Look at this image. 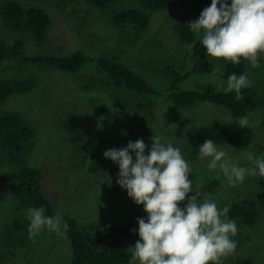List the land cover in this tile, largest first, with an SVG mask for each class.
<instances>
[{"label": "rangeland", "instance_id": "1", "mask_svg": "<svg viewBox=\"0 0 264 264\" xmlns=\"http://www.w3.org/2000/svg\"><path fill=\"white\" fill-rule=\"evenodd\" d=\"M11 1L30 8H43L53 20L48 43L39 46L34 40H25L26 54L46 58L81 52L88 60L75 74L41 64L21 67L11 62L3 68L2 75L26 81L33 89L28 95H15L0 106L1 117L18 116L31 132L21 143V149L13 150L10 155L5 150L0 151V173L19 174L28 169L40 171L42 191L53 211L72 218L90 238L106 228L121 229L130 216L147 218L143 206L137 205L127 190L118 185V164L103 155L108 149L127 147L129 141L143 139L148 146L146 155L151 149L150 137L155 134L162 138V143L171 142L174 147H179L193 170L189 179L201 185L202 196H205L206 186L215 182L219 184L206 197L213 199L220 208L250 200L260 192L264 177H246L242 184L232 187L219 169L209 170L211 158L199 156L202 143L197 142L194 134L215 123L232 124L235 121L233 113L210 103L181 109L169 99L173 73L183 75L189 72L200 58L207 55V49L198 41L200 34H196V40L189 44L177 32L180 26H187L199 18L194 7L186 4L148 10L149 26L139 31L132 25L117 24L114 17L122 12L142 9V0H121L105 8L82 1L0 0V10ZM2 23L3 20L0 21V40L2 36L9 40L24 37L25 34L20 32L13 35L3 32ZM114 57H119L127 67L142 76L154 92L139 95L125 86L114 84L108 73H100L98 61ZM208 61L220 71L226 70L222 59L208 57ZM247 75L253 84L249 89L256 91L263 101V105L248 116L250 123L259 122L258 126L251 128L254 138L242 149L228 141L216 142L233 163L242 167L253 166L247 159L248 153L264 157V68L259 74L250 70ZM215 79L227 80L220 74L215 78L212 75H192L183 80L175 92H215L212 85ZM116 101L124 107H119ZM138 106H154L156 120L148 118ZM71 116L77 117L69 119ZM77 130L81 135L76 133ZM196 154V160L189 157ZM94 155L100 159L96 160ZM132 155L135 159V154ZM92 168L101 171H87ZM30 196L28 179L8 185L0 183V258L5 259L4 264H69L72 251L67 235L58 236L45 230L35 242L28 238ZM186 202L187 198L179 206L183 208ZM257 212L259 216L254 226H244L238 218L227 215L238 226V234L234 237L238 247L224 264L247 257H251L255 264H264V207L258 205ZM17 223L19 226L15 229ZM17 238L26 240L18 248L15 246ZM139 239L137 233L125 238L126 249L134 247Z\"/></svg>", "mask_w": 264, "mask_h": 264}, {"label": "clouds", "instance_id": "2", "mask_svg": "<svg viewBox=\"0 0 264 264\" xmlns=\"http://www.w3.org/2000/svg\"><path fill=\"white\" fill-rule=\"evenodd\" d=\"M200 34L198 41L207 49V56L239 66L241 58L253 69L264 58V0H211L199 18L187 25ZM194 62V61H193ZM219 72L213 66L212 77ZM215 92L235 93L243 99L242 89L253 86L246 74L232 73L227 80L215 79ZM109 107V106H108ZM241 128L258 126L247 116L236 119ZM150 152L143 139L129 141L127 147L106 150L103 155L119 166L117 183L127 190L137 205H142L147 219L138 217L140 239L130 253L129 264H224L235 254L238 234L235 221L228 219L230 205L223 208L206 196L201 185L189 179L192 168L179 147L162 143L156 134L150 137ZM132 153L135 154V159ZM199 156L211 158L209 170L219 169L232 187L242 184L246 177H264V157L247 154L252 167L233 163L227 153L213 140L200 145ZM195 193L189 196L190 193ZM187 202L183 208L179 205ZM44 207L27 210L28 238L35 242L45 230L66 236L69 225L60 212L46 215Z\"/></svg>", "mask_w": 264, "mask_h": 264}, {"label": "trees", "instance_id": "3", "mask_svg": "<svg viewBox=\"0 0 264 264\" xmlns=\"http://www.w3.org/2000/svg\"><path fill=\"white\" fill-rule=\"evenodd\" d=\"M68 2L82 1L91 6L105 8L121 0H65ZM190 4L195 8L196 14L199 17L205 7L211 5V0H142V9H134L115 15L114 20L119 25H132L139 31L145 30L149 26L150 17L147 14L148 10H164L172 5H186ZM2 23V31L5 33H22L25 34L23 38L17 40H9L2 36L0 40V106L9 101L15 95H28L31 93L33 87L29 86L26 81L7 78L2 75L4 67L13 63L14 66H25L41 64L44 66L58 69L64 73H78L87 62V57L81 52H75L66 57H41L26 54L25 40H34L39 46L48 43L49 32L53 26V20L49 13L43 8L26 7L22 3L8 2L4 9L0 10V21ZM178 34L187 43H193L196 40V33H194L188 26H180L177 30ZM1 34V32H0ZM99 72L109 74L114 84L125 86L132 92L139 95H148L154 92V89L148 82L133 69L127 67L119 57L111 59H100ZM226 70L221 76L227 79V75L236 73L246 74L253 70L256 74L262 72L264 68V58L260 60V67L253 69L248 61L241 58L239 66H233L231 62H225ZM21 66V67H22ZM213 66L208 61V57L203 56L198 60L195 67L185 74L173 73V81L171 85L172 93L169 99L173 101L179 108H191L199 104L210 103L213 105L221 106L229 109L235 121L228 125L223 126L218 123L199 129L194 138L198 143H204L205 140L228 141L237 149H242L250 145L254 138V133L251 128H241L236 119L241 116H249L251 112L263 105L258 93L252 89H242L243 99L237 100L235 93H217V92H199V91H186L175 92L177 86L183 81L190 78L192 75H212ZM219 75V72H217ZM119 107H124L120 101H116ZM148 118L156 120L157 114L154 106H138ZM71 116L69 119L76 118ZM71 124V122H68ZM71 127V126H69ZM74 127V126H73ZM76 129V128H75ZM29 128L25 125L24 121L18 116H0V151H6V154H11L14 150L16 152L21 149V143L30 135ZM79 135L80 132L77 130ZM77 138L79 136L77 135ZM192 160H196L198 154L189 156ZM96 160L100 157L94 155ZM88 172H100L98 168H92ZM28 179L29 190L31 192L32 207H44L46 215H55L49 200L46 198L42 191V173L35 169H28L22 173L4 174L0 173L1 184H11L16 181ZM218 183H212L204 188V194L212 193L215 191ZM262 189L252 199L244 200L238 204L230 207L228 216L238 218L237 220L244 224V226H254L258 220L257 207L261 205L264 207V181L261 184ZM258 204V205H257ZM64 221L69 225L66 235L71 242V255L69 264H129L130 253L126 250L125 238L132 237L137 232L131 231L135 228L138 230L139 225L137 222L138 217L147 219L140 215H134L127 218L121 229L106 228L98 232L96 237L90 238L77 227V223L69 216L62 215ZM19 224L15 229H17ZM132 227V228H131ZM130 228V229H129ZM28 230V228H27ZM121 237V238H120ZM124 239H123V238ZM122 240V242L119 240ZM238 238V237H237ZM15 246L21 247L25 243V239L17 238ZM119 241V242H118ZM240 243V242H239ZM4 258H0V264H4ZM212 264V262H210ZM231 264H255L251 257L238 258Z\"/></svg>", "mask_w": 264, "mask_h": 264}, {"label": "bare ground", "instance_id": "4", "mask_svg": "<svg viewBox=\"0 0 264 264\" xmlns=\"http://www.w3.org/2000/svg\"><path fill=\"white\" fill-rule=\"evenodd\" d=\"M94 55H95V54H94ZM94 59H95V58H94ZM102 173H104V172H102ZM99 174H101V173H99ZM102 179H103V177H102ZM99 181H100V180H99ZM108 181H109V180H108ZM104 182H107V181H104ZM107 190H108V189H107ZM108 191H109V190H108ZM108 191H107V192H108ZM107 192H106V193H107ZM107 194H108V193H107ZM109 194H110V193H109ZM114 194H115V193H114ZM107 196H108V195H107ZM111 197H112V196H111ZM115 198H116V197H115ZM115 198H114V199H115ZM109 199H110V198H109ZM110 200H112V199H110ZM109 209H111V208L109 207ZM111 210H112V209H111ZM117 212H118V211H117ZM112 213H113V212H111L110 214H112ZM113 214L115 215V213H113ZM117 214H118V213H117ZM119 216H120V215H119ZM119 216H118V217H119ZM114 217H115V216H114ZM124 218H125V216H124ZM124 218H122V219H124ZM126 218H127V217H126ZM113 219H114V218H113ZM113 219H112V220H113ZM122 219H121V220H122ZM109 220H111V219L109 218ZM117 222H118V221H117ZM108 223H109V222H108ZM114 223H116V222H114ZM109 224H110V223H109ZM112 225H113V224H112ZM112 225H111V226H112ZM131 228H132V227H131ZM135 228H136V227H135ZM135 228H133V229H135ZM129 229H130V228H129ZM131 231H132V229H131ZM120 238H121V237H120ZM120 238H119V240L122 242V240H121ZM122 238H123V237H122ZM123 239H124V238H123ZM118 242H119V241H118Z\"/></svg>", "mask_w": 264, "mask_h": 264}]
</instances>
